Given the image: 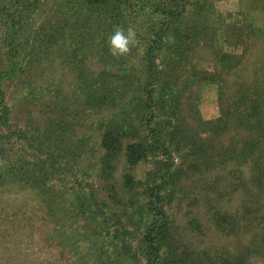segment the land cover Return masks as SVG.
Masks as SVG:
<instances>
[{
    "label": "rangeland",
    "instance_id": "374dc122",
    "mask_svg": "<svg viewBox=\"0 0 264 264\" xmlns=\"http://www.w3.org/2000/svg\"><path fill=\"white\" fill-rule=\"evenodd\" d=\"M183 1L177 57L154 51L170 83L152 113L159 93L142 104L136 54L116 99L91 97L97 75L120 69L95 29L67 26L76 15L59 0L29 16L9 10L14 47L0 19L10 65L0 74V264H155L154 232L165 263L235 264L242 254L264 264V182L253 176L264 169V0ZM120 111L129 132L102 163L105 128Z\"/></svg>",
    "mask_w": 264,
    "mask_h": 264
},
{
    "label": "trees",
    "instance_id": "16d2710c",
    "mask_svg": "<svg viewBox=\"0 0 264 264\" xmlns=\"http://www.w3.org/2000/svg\"><path fill=\"white\" fill-rule=\"evenodd\" d=\"M42 1L44 0H3V2L0 4V19H2L4 23H7L8 25V34L9 36H11L9 41L11 42L13 47L17 44H15L14 41L16 40L15 33H17L16 31L19 28L16 27L18 23L14 21V16L9 12V10L13 8V6L19 5L21 11L29 16L34 12L35 9H37V7L41 6L40 2ZM138 1L139 4H137ZM55 5L60 6V8L67 9V11L69 10L70 13H73V16L76 15L75 18L73 17L72 24L67 25L71 30L75 28V24L77 28L81 26V34H88L90 30L95 29L98 37V40L96 39V43H98L101 46V50L109 56L111 54L107 45V37L113 32L115 27L119 26L127 29L131 26L136 30V38L139 43L130 46V51L127 55L113 57L114 60L118 63V67L120 69L118 73L107 74L103 71L102 73L97 75V78H95V81L93 83V93L91 96L92 98H98L102 101L107 100L108 98H111L110 100L116 99L117 96L121 94L120 92L122 91V89L126 87L124 78L125 72H127V70L132 66L137 65V62L140 61L142 65L141 70L143 69L142 71L145 72V75L147 77V80L143 82V85L141 86L145 92V97L148 96V99L143 100L142 104L143 102L147 104V102L151 101L149 100V98H154V93H159L158 99L151 101V103L149 104L151 110L150 112H161L164 109L165 104L168 101L165 89L168 87L170 81L163 76L164 72L162 70L163 68H161L162 64L160 63L159 66L154 61V59L156 58V54H154V51L158 49H165L168 51L167 53L169 56L175 54V57H177L176 51H178L177 53H179V49L182 47V42L185 37V31L181 30V26L179 23L180 17L183 12L182 10L184 8L183 0H59V4ZM70 13L69 15H71ZM67 14L68 12L66 13V15H64L65 20ZM143 16L145 20L143 19ZM82 17L85 23L81 24L80 19ZM137 18H141L143 21V27L141 26L142 30L138 28L136 29L135 23ZM177 26L179 28H177ZM45 38H49L50 41L52 36L50 37L49 34L45 36ZM194 38L195 35L189 37L187 43H185L184 46L189 48ZM44 41L45 43L47 42L46 40ZM85 41L88 40L84 39L83 42ZM143 42L145 43L142 44ZM140 45H142V48H140ZM42 46H44V44H42ZM36 48V46L33 47V50H36ZM134 54L138 56V61L134 62L130 67H127L129 63L127 62L126 57L130 58ZM7 59V57L2 58L0 55V74H2L4 71L6 72V70L10 68V65L8 63L9 61H7ZM14 63H16V61H13V64ZM136 104L139 105L141 103L138 102ZM0 106H3V110L1 108L2 113L0 116L4 119L3 115L6 116V108L3 104L2 94H0ZM121 113L122 111L118 113L120 114V116L118 115L116 120L110 121L105 128V132L102 137V146L104 147V154L101 158L102 163L109 162L116 156L117 152L119 151V140H122V138L125 137L129 132V127L127 125L128 122L126 120L128 118L127 112H125L126 116H122L123 114L121 115ZM17 134L19 138L20 131ZM146 145L152 148L154 143L150 142ZM133 146L141 145L135 143L129 145L127 147L128 153L133 152ZM253 176L255 180L256 178H258L259 182L263 184V167L257 165ZM257 187V191H259L260 193V187ZM252 198L257 202L258 198ZM260 208H263V206ZM249 210L248 208H246L247 212H249ZM157 214L159 213L157 212ZM261 220L264 221V217ZM153 226L154 225L152 224V227ZM156 228L158 231L160 228L161 231V227L159 225ZM157 233L158 232H154V237H150L147 239V247L150 251V255L147 261L149 263L154 262L155 264H173L169 260L166 261V263L160 260L159 258L161 257L157 254V247L152 246V242L156 238ZM262 236L264 237V232ZM261 240H264V238H262ZM252 250L255 251V249ZM224 262L225 264H234L233 261L231 262L229 260H226ZM234 262L235 264L247 263L244 259V255L242 254L236 256Z\"/></svg>",
    "mask_w": 264,
    "mask_h": 264
},
{
    "label": "clouds",
    "instance_id": "9594fccd",
    "mask_svg": "<svg viewBox=\"0 0 264 264\" xmlns=\"http://www.w3.org/2000/svg\"><path fill=\"white\" fill-rule=\"evenodd\" d=\"M136 43V30L131 26L127 29L117 26L107 37L108 49L113 57L127 55L130 51V46Z\"/></svg>",
    "mask_w": 264,
    "mask_h": 264
}]
</instances>
